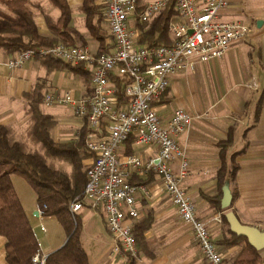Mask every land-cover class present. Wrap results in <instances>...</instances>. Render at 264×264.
I'll list each match as a JSON object with an SVG mask.
<instances>
[{
	"label": "crops",
	"instance_id": "crops-1",
	"mask_svg": "<svg viewBox=\"0 0 264 264\" xmlns=\"http://www.w3.org/2000/svg\"><path fill=\"white\" fill-rule=\"evenodd\" d=\"M29 1H40L45 13L55 22L61 17L60 8L50 0ZM66 1L71 10L68 25L74 29L75 44L98 52L100 43L91 35L87 14L82 10L84 0ZM148 1L145 0L146 3ZM229 1V6L221 12L222 18L247 21L253 27L252 33L234 42L224 56L200 63L193 71L173 74L167 92L156 103L163 121L169 120L178 107L186 109L195 117L188 130L181 135L194 169L191 175L183 179L182 186L194 198L197 216L207 221L211 235L224 256V264H233L241 247L218 243L227 235V227L222 222L223 212L214 199V196L220 194L218 175L223 163L227 167L225 175H231L233 166H237L234 178L227 183L233 195L230 208L243 223L264 230V0ZM95 3L100 6V14L95 16L94 21L100 19L101 28L109 34L101 0H95ZM0 6V10L9 12L1 0ZM32 9L36 12L39 32L44 36L51 35L45 13L37 6H32ZM173 19H179L178 14ZM137 21L136 15H133L129 25L140 35ZM111 41L109 50L112 47ZM13 56L0 50V123L14 125L20 135H23L20 128L30 125L28 103L24 95L36 85H42L44 97L48 93L64 92L81 97L92 92V81L90 87L87 86L84 77L69 68L50 70L48 63L40 57H35L22 67L10 68L7 60ZM43 100L40 103L41 111L51 115L55 121L51 129L55 141H76L86 125L89 129L87 119L77 115L70 105H46ZM156 150V145H137L133 139L121 147L120 154L125 156L136 153L149 157ZM91 160L92 157L86 159L85 163L89 164ZM173 165L178 168L176 162ZM14 176L12 181L40 242L41 252L46 256L63 245L66 240L65 230L54 216L38 215V200L33 188L34 195L28 193L35 201L27 206ZM136 177L147 179L144 183L152 191L150 196L140 193L138 197L141 215L136 223L147 217L152 220V224L144 232L145 238L151 243V251L139 252L137 264H206L198 245L192 241L191 227L183 222L176 206L163 192L161 177L156 173L132 175L131 181L134 182ZM222 197L223 191L221 207ZM78 216L83 225L82 242L91 264H121V258L111 256L113 237L106 227L104 212L86 207ZM46 219L63 228L64 236L60 237L61 240L42 241L40 234L46 235L49 232ZM88 223L92 229L87 233ZM41 224L46 227V231L41 229ZM36 226L40 232H37ZM6 241V237L0 235V264H9Z\"/></svg>",
	"mask_w": 264,
	"mask_h": 264
},
{
	"label": "built area",
	"instance_id": "built-area-1",
	"mask_svg": "<svg viewBox=\"0 0 264 264\" xmlns=\"http://www.w3.org/2000/svg\"><path fill=\"white\" fill-rule=\"evenodd\" d=\"M172 0H149L137 13L138 0H101L103 16L111 35V49L92 52L87 46L58 42L21 51L7 60L10 68H19L35 57L52 56L72 64H82L91 73L92 92L76 98L70 92L48 93L46 105L68 104L85 117L88 132L85 143L93 152L87 166L83 191L70 203L72 215L84 208L101 209L113 237L111 256L121 264L138 258L133 229L140 217L139 194L150 196L146 183H134L132 175L161 177L162 190L176 206L179 216L192 229V241L200 249L206 264H224V256L211 235L207 221L197 216L196 202L182 186L194 171L181 139L194 115L182 107L163 121L156 103L167 92L170 78L180 71H193L197 65L225 55L231 45L248 37L252 25L243 20L221 16L229 0H175L179 19L169 23L172 44L141 45L139 33L131 29L130 17L148 21L161 13ZM127 78L124 85L127 103H119L113 76ZM137 145L157 146L149 157L136 153L121 156V147L131 138ZM178 164L176 169L173 163ZM39 216H46L47 205L37 203ZM41 229L46 227L41 224ZM41 249L40 242H38ZM45 255L33 261L44 264Z\"/></svg>",
	"mask_w": 264,
	"mask_h": 264
},
{
	"label": "trees",
	"instance_id": "trees-1",
	"mask_svg": "<svg viewBox=\"0 0 264 264\" xmlns=\"http://www.w3.org/2000/svg\"><path fill=\"white\" fill-rule=\"evenodd\" d=\"M1 1L9 10V12L0 10V50L4 53L16 55L27 49L58 42L76 45L74 29L68 25L71 10L66 0H50L61 10V17L56 22L45 13L40 1ZM145 5V0H138L137 13H140ZM32 6L39 7L40 11L45 13L51 35L44 36L39 32L36 12ZM82 10L87 14V25L91 35L100 43L98 53L109 51L107 40L111 39V35L101 28L100 19L94 21L95 16L100 14V6L95 3V0H84ZM177 14L175 0H172L152 19L144 22L138 20L137 24L141 30L138 43L171 45L169 23ZM40 58L48 63L50 70L69 68L81 74L87 86L90 87L91 73L83 69L82 64H72L52 56ZM112 78L119 103H127L129 99L124 93L127 78L120 75ZM24 96L28 103L27 112L30 115V126L25 136L18 134L14 125L0 123V235L7 239V261L9 264H38L33 261V258L37 254L43 255L30 219L12 181V175L16 174L31 185L36 192L38 202H44L47 205L45 215L54 216L66 233L63 245L48 253L44 258V264H91L81 238L82 221L78 215L75 220L70 211L71 201L83 191L87 181L88 163H85V160L93 157V152L85 143L88 127L85 126L80 138L76 141H55L51 134V129L55 125L54 118L40 109V103L44 98L42 85H36ZM133 139L131 137L127 142L131 143ZM54 159L70 164L71 168L60 169L53 162ZM226 168V164L223 163L218 175L220 194L214 196L219 210L223 212L222 222L227 227V235L218 243L228 247L241 246V252L234 260V264H264L261 251L253 247L246 236L237 235L231 231L224 209L221 207L222 188L234 178L233 174L237 166H233L231 175L224 174ZM133 181L144 183L147 179L136 177ZM151 224L152 220L145 217L134 226L133 232L139 252L151 251V243L144 235ZM128 264H137V258L132 257Z\"/></svg>",
	"mask_w": 264,
	"mask_h": 264
},
{
	"label": "water",
	"instance_id": "water-1",
	"mask_svg": "<svg viewBox=\"0 0 264 264\" xmlns=\"http://www.w3.org/2000/svg\"><path fill=\"white\" fill-rule=\"evenodd\" d=\"M232 199V192L229 185L226 183L223 186L222 208L227 210L225 216L231 231L237 235L246 236L248 242L257 250L264 249V230L260 229L258 226L243 223L236 212L230 208Z\"/></svg>",
	"mask_w": 264,
	"mask_h": 264
},
{
	"label": "rangeland",
	"instance_id": "rangeland-1",
	"mask_svg": "<svg viewBox=\"0 0 264 264\" xmlns=\"http://www.w3.org/2000/svg\"><path fill=\"white\" fill-rule=\"evenodd\" d=\"M0 8H2V7L0 6ZM103 18H104V16H103ZM107 41L109 43V39ZM76 98H79V97H76ZM29 126L28 125H23V127L20 128L21 129L20 132H22V134H23L22 136H25L26 132L28 131ZM18 134H21V133H18ZM53 162L60 169L69 170L71 168L70 164H68V163H61L59 160H56V159H54ZM14 175H15L14 176V180H15L17 186H18V189H19V191L21 193V197L24 200V202L27 204V206L31 203V201H33V204H34L35 200L31 198L34 195L33 192H32L33 189L30 186V184L23 177H21L19 175H16V174H14ZM20 185H22V186H20ZM28 192L32 195L31 197L29 196ZM73 217L76 220V216L73 215ZM97 217H99V216H97ZM46 224H47V226L49 228V232L46 235L40 234L41 239H42L43 242H46V240L48 241L49 239L50 240L54 239L56 241V240H61L60 237L63 238L64 230L59 224L58 225L60 226V228L57 226V224H53V222H51V220H48V219H46ZM36 228H37V226H36ZM91 229H92L91 224L88 223L87 226H86V232L87 233L90 232ZM37 232H40L39 228H37ZM85 241H86V244H88L87 243L88 242V238H86ZM261 251H262L261 252L262 255L264 256V249H262Z\"/></svg>",
	"mask_w": 264,
	"mask_h": 264
}]
</instances>
